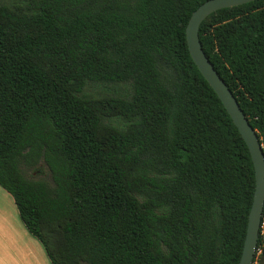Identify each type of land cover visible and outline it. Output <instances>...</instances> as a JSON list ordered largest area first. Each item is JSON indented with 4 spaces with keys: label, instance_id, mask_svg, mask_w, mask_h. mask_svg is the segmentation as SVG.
Listing matches in <instances>:
<instances>
[{
    "label": "trees",
    "instance_id": "obj_1",
    "mask_svg": "<svg viewBox=\"0 0 264 264\" xmlns=\"http://www.w3.org/2000/svg\"><path fill=\"white\" fill-rule=\"evenodd\" d=\"M205 1L0 0V185L53 264L239 263L255 169L189 51ZM199 34L264 145V0Z\"/></svg>",
    "mask_w": 264,
    "mask_h": 264
},
{
    "label": "water",
    "instance_id": "obj_2",
    "mask_svg": "<svg viewBox=\"0 0 264 264\" xmlns=\"http://www.w3.org/2000/svg\"><path fill=\"white\" fill-rule=\"evenodd\" d=\"M254 0H206L191 14L186 26L190 54L198 69L214 88L246 141L255 169V191L248 216L247 232L238 264H253L264 213V145L241 108L239 101L220 76L203 49L200 39L201 24L214 12L242 5Z\"/></svg>",
    "mask_w": 264,
    "mask_h": 264
},
{
    "label": "crops",
    "instance_id": "obj_3",
    "mask_svg": "<svg viewBox=\"0 0 264 264\" xmlns=\"http://www.w3.org/2000/svg\"><path fill=\"white\" fill-rule=\"evenodd\" d=\"M0 264H53L25 225L14 197L0 185ZM258 264H264V254Z\"/></svg>",
    "mask_w": 264,
    "mask_h": 264
},
{
    "label": "rangeland",
    "instance_id": "obj_4",
    "mask_svg": "<svg viewBox=\"0 0 264 264\" xmlns=\"http://www.w3.org/2000/svg\"><path fill=\"white\" fill-rule=\"evenodd\" d=\"M21 168L26 177L44 180L53 184L51 172L43 159L35 165L22 164Z\"/></svg>",
    "mask_w": 264,
    "mask_h": 264
},
{
    "label": "built area",
    "instance_id": "obj_5",
    "mask_svg": "<svg viewBox=\"0 0 264 264\" xmlns=\"http://www.w3.org/2000/svg\"><path fill=\"white\" fill-rule=\"evenodd\" d=\"M260 232L264 235V222L261 223ZM262 254H263L262 246H260L259 248H256V254H255L253 264L259 263V259Z\"/></svg>",
    "mask_w": 264,
    "mask_h": 264
}]
</instances>
